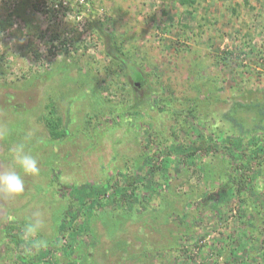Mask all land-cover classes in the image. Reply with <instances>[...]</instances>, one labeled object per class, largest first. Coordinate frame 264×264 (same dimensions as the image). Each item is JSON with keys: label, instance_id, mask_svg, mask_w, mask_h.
<instances>
[{"label": "rangeland", "instance_id": "rangeland-1", "mask_svg": "<svg viewBox=\"0 0 264 264\" xmlns=\"http://www.w3.org/2000/svg\"><path fill=\"white\" fill-rule=\"evenodd\" d=\"M0 126V264H264V0H0Z\"/></svg>", "mask_w": 264, "mask_h": 264}, {"label": "clouds", "instance_id": "clouds-1", "mask_svg": "<svg viewBox=\"0 0 264 264\" xmlns=\"http://www.w3.org/2000/svg\"><path fill=\"white\" fill-rule=\"evenodd\" d=\"M7 135V129L0 126V138ZM9 164L0 169V195L14 200L21 196L26 190V178L37 177L40 174L39 160L36 156L26 151V145L23 142L16 143L9 148ZM255 191L264 192V181L256 184ZM42 220L35 219L26 226V233L30 236L35 235L42 227ZM37 247H46L47 242L38 241Z\"/></svg>", "mask_w": 264, "mask_h": 264}, {"label": "trees", "instance_id": "trees-1", "mask_svg": "<svg viewBox=\"0 0 264 264\" xmlns=\"http://www.w3.org/2000/svg\"><path fill=\"white\" fill-rule=\"evenodd\" d=\"M194 0H179V3L182 4V5H185V4H191L193 3ZM107 39V38H106ZM105 39V45H106V50H107V53L112 56L113 58H115L116 60H118L122 66H124L125 68L128 69L127 71V76L129 77H134V76H137V71H136V68L135 66L133 65H128L129 62L127 60V58L124 56L123 53L119 52L114 46H111V43H110V40H106ZM141 83H137V82H134V87L135 88H138V89H141L142 86ZM257 120V116L255 114L251 115V116H246V119L245 121L248 123V122H255ZM250 124V123H248Z\"/></svg>", "mask_w": 264, "mask_h": 264}]
</instances>
